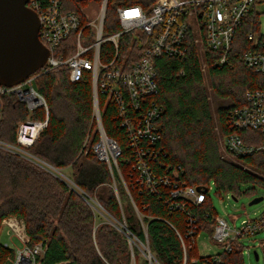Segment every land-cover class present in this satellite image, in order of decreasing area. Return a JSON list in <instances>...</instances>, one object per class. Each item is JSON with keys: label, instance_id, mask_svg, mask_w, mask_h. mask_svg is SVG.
Wrapping results in <instances>:
<instances>
[{"label": "trees", "instance_id": "1", "mask_svg": "<svg viewBox=\"0 0 264 264\" xmlns=\"http://www.w3.org/2000/svg\"><path fill=\"white\" fill-rule=\"evenodd\" d=\"M143 1L107 0L103 33L119 30L118 6ZM101 3L102 0H63V10L74 12L86 23L83 10ZM250 28L248 22L238 31L236 28L231 65L213 66L212 52L202 45L206 75L199 45L194 42L196 32L187 37L184 56L156 58L158 94L154 99L162 107L159 122L166 150V156L154 162L158 172H164L168 165L179 166L178 178L188 185L206 188L212 180L218 191L231 192L233 197L239 193L240 183L264 186V151L241 158L225 156L219 139L228 131L229 110L245 104L247 90L264 84L263 77L237 54L247 48L245 34ZM88 33L90 28L86 29ZM73 42L71 37L60 51L71 54ZM140 50L132 32L119 37V59H136ZM113 53L111 43L102 46L103 60L112 58ZM30 76H34L33 85L46 100L47 126L28 151L54 168H70L77 189L46 168L0 149V227L5 217L22 219L30 243L41 242L44 246L40 264H150L129 236L143 243L148 241L149 251L160 264H182L183 248L178 234L183 237L187 260L199 257L196 243L184 237L185 213L170 208L165 201L167 188H160V196L140 193L134 185L132 150L116 119L114 102L103 95L98 96L101 124L106 136L120 149L119 173L97 157L94 145L99 141V132L93 116L90 73L86 71L75 82L69 80L64 69H38ZM28 114L15 94H2L0 140L15 144L17 124ZM31 117L44 119V108L34 110ZM205 194L200 206L187 205L186 209L196 213L200 228L212 234L214 213L207 191ZM92 198L124 227L119 229L106 221L97 223L88 202ZM11 252V248L0 243V264ZM219 258V264H243L242 245L232 243L231 250L220 253Z\"/></svg>", "mask_w": 264, "mask_h": 264}, {"label": "built area", "instance_id": "2", "mask_svg": "<svg viewBox=\"0 0 264 264\" xmlns=\"http://www.w3.org/2000/svg\"><path fill=\"white\" fill-rule=\"evenodd\" d=\"M106 2L102 0L93 21L82 23L74 12L63 10V0L27 1V6L38 15V37L49 50L47 62L39 70H67L68 78L73 82L79 81L86 71L90 73L93 116L99 132V141L94 145L97 157L110 168L116 167L119 173L117 157L120 149L113 139L106 136L101 124L98 96L103 95L114 102L116 119L124 129L132 150L134 185L140 193H159L160 196H163L160 188H167L166 203L170 208H178L185 213L184 237L196 243V237L202 230L199 218L186 207L200 206L206 199L208 187L197 189L180 180L177 174L181 169L179 166L172 168L168 165L164 172L156 170L154 162L166 156V150L159 122L162 107L154 99L158 94L155 60L160 56H184L188 49L187 37L196 32L194 42L199 45L203 70L207 63L202 55V45L212 52L210 63L213 66L231 65L236 28L238 31L244 22H248L251 28L245 34L247 48L237 54L246 66L264 79V34L260 23L264 0H144L139 4L118 6L119 30L109 35L103 33ZM133 10L138 15L128 16L127 13ZM88 28L90 33L86 34ZM130 32L134 34L137 48H141L140 55L131 60L128 56L119 59V37ZM71 37L74 39V51L64 55L60 49ZM106 43L112 44L114 53L105 61L101 54ZM33 78L29 76L10 87L0 84V111L1 95L13 93L29 113L17 124L16 143L0 140V149L18 154L49 170V164L28 151L47 126V103L33 85ZM40 107L45 110L44 119H33L31 113ZM227 127L228 131L222 137L228 155L241 158L264 151V84L247 90L245 104L229 110ZM244 133H247L245 137ZM97 204L103 209L99 202ZM1 225H6L20 242L19 247L11 248V255L2 264H40L44 246L41 242L30 243L23 220L15 216L5 217ZM212 225L211 236L220 250L187 260L183 237L178 234L183 248L182 264H219V254L229 252L232 243L242 245L239 238L252 236L264 229V210L259 217L243 219L240 226L233 229L221 217L214 216ZM128 239L135 245L141 243L143 255L150 264H160L149 251L148 241L143 243L134 236Z\"/></svg>", "mask_w": 264, "mask_h": 264}, {"label": "rangeland", "instance_id": "3", "mask_svg": "<svg viewBox=\"0 0 264 264\" xmlns=\"http://www.w3.org/2000/svg\"><path fill=\"white\" fill-rule=\"evenodd\" d=\"M100 6L101 5H88L83 10L84 17L88 19L87 21H93L96 18ZM261 9L263 10L262 14L260 15L261 32L264 34V6H262ZM204 73L206 75V70H204ZM219 139L221 142V150L224 152L223 137L220 136ZM224 155L228 156V154L225 152ZM47 168L54 175L66 182L70 187L76 188L70 177V168ZM207 187V196L213 209L214 216L225 218L228 221L229 227L231 229L234 227H239L243 219L259 217L264 210V186L260 184L240 183L238 190L239 193L235 197L236 199L232 197L233 195L231 192L218 191L212 180L209 181ZM259 196L263 197L262 200L252 204L249 203L251 199ZM91 202L92 204H90V206L95 213L97 223L106 221L112 224V222H114L120 228L122 227V225L118 223V221L114 220V218H112V216L109 215L104 208L102 209L98 206V201L95 198H92ZM239 242H241L243 245V264H264V229L252 236L239 238ZM0 243L6 244L13 249L20 246V242L14 236V234L9 231L6 225H1L0 227ZM137 248L140 251V254H142L144 247L141 245V243L138 242ZM196 248L199 256L214 254L220 250L218 245H216L212 239L211 234H209L204 229H202L196 237ZM254 252H256L258 255L257 259L254 256Z\"/></svg>", "mask_w": 264, "mask_h": 264}, {"label": "water", "instance_id": "4", "mask_svg": "<svg viewBox=\"0 0 264 264\" xmlns=\"http://www.w3.org/2000/svg\"><path fill=\"white\" fill-rule=\"evenodd\" d=\"M27 1L0 0V84L7 87L23 82L43 67L49 56V50L38 37V15L27 6ZM262 198L254 197L249 203ZM254 256L258 258L256 252Z\"/></svg>", "mask_w": 264, "mask_h": 264}, {"label": "snow or ice", "instance_id": "5", "mask_svg": "<svg viewBox=\"0 0 264 264\" xmlns=\"http://www.w3.org/2000/svg\"><path fill=\"white\" fill-rule=\"evenodd\" d=\"M128 16H135V15H138V12L136 10H133V11H130L127 13Z\"/></svg>", "mask_w": 264, "mask_h": 264}, {"label": "bare ground", "instance_id": "6", "mask_svg": "<svg viewBox=\"0 0 264 264\" xmlns=\"http://www.w3.org/2000/svg\"><path fill=\"white\" fill-rule=\"evenodd\" d=\"M90 203L92 204V202L90 201Z\"/></svg>", "mask_w": 264, "mask_h": 264}]
</instances>
